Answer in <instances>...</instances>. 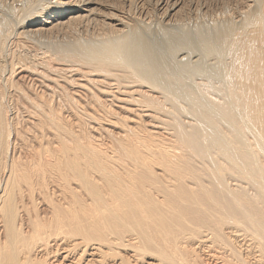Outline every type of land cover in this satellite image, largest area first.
Masks as SVG:
<instances>
[{"label": "bare ground", "instance_id": "obj_1", "mask_svg": "<svg viewBox=\"0 0 264 264\" xmlns=\"http://www.w3.org/2000/svg\"><path fill=\"white\" fill-rule=\"evenodd\" d=\"M0 264H264V0H0Z\"/></svg>", "mask_w": 264, "mask_h": 264}, {"label": "rangeland", "instance_id": "obj_2", "mask_svg": "<svg viewBox=\"0 0 264 264\" xmlns=\"http://www.w3.org/2000/svg\"><path fill=\"white\" fill-rule=\"evenodd\" d=\"M209 21H210V20H209ZM209 21H208V23H209ZM227 56H229V55H227ZM229 57L231 58V56H229ZM229 57H228V58L225 57V58H227V59H226L227 62L230 60ZM228 59H229V60H228ZM218 72H219V71H218ZM220 73H221V72H220ZM194 76H195V75H194ZM194 76H192V78H193ZM211 76H213V75H211ZM221 76H223V75H221ZM221 76H219V75H216V76H215V75H214V76H213V79H216V78L219 79V83L221 82L220 84H222V80L220 81V79H222ZM203 77H204V76H203ZM192 78H191V79H192ZM195 78H196V80H195ZM195 78H194V80L192 79L193 82H194V81H195V82L197 81L196 83H201V84H202V82L204 81L202 77H201V79H202V81H201L199 75H198V78H199V79H197V75L195 76ZM205 78H206V80L204 81L203 84H204V86H206V87H204V86L202 85V87L199 86V87H200L199 90H198V89H195V92L200 91L201 94H203L202 91H201V89H204L203 92H204L205 95L202 96L201 94L199 95V93H197V94L199 95V97H198L197 94H195V93H193V94H194L195 96H197V97L191 95L193 98H194V97L197 98V100H198V99H199V100L202 99V100H201L202 102L200 101L201 104L198 103L200 106L203 105V104H202L203 102H208L207 98H205L204 96L207 97V95H208V97H209L210 99H211V98L213 99V96H215V94H217L218 96L222 95V94H220V93H223V92H220V90L222 91V86L225 85L224 83H223V85H219V83L217 82L218 80H213V81H216V82H215L216 84H218L219 86H221V87H219L218 85H215V83H213L215 86H217V89L214 88V92H213V88H212L213 84H211V83H210L211 85L208 84V83H209L208 81L211 82L212 79H211V80H210V79L207 80L208 78H207V77H205ZM205 78H204V79H205ZM198 81H199V82H198ZM213 81H212V82H213ZM189 82H191V80L188 81V83H189ZM205 82H206V83H205ZM190 84H192V82H191ZM205 84H206V85H205ZM208 85H209V86H208ZM207 86L210 87V88H212V92H213V93L211 94V97H210V94H209V93L207 94V92H211V89L209 90V88H208ZM203 87H204V88H203ZM223 87H224V86H223ZM207 88H208V90H207V92H206L205 90H206ZM219 88H221V89H219ZM218 89H219V91H216V90H218ZM78 90H79V91L77 92V93H78V94H77L78 96H75V97H77V98H79V96H82V95L80 94V90H81V89H78ZM193 90H194V89H193ZM215 91H216V92H215ZM82 92H84V90H82ZM218 92H219V93H218ZM79 94H80V95H79ZM213 94H214V95H213ZM74 95H75V94H74ZM191 96H189V97L186 96L187 100H188ZM200 96H202V98H200ZM222 96H223V95H222ZM222 96H220V97H218V98H217V96H215V97H214V101H215V99H216V100H220L219 98H221ZM192 97H191V98H192ZM80 98H81V97H80ZM181 98H182V97H181ZM186 98H185V95H184V99H186ZM193 98H192V99H193ZM203 98H204V99H203ZM209 98H208V99H209ZM205 99H206V100H205ZM221 99H222V98H221ZM180 100H181V99L179 98V102H181V104L185 101V100H183V101H180ZM187 100H186V101H187ZM197 100H195V101L197 102ZM191 101H192V100H191ZM193 101H194V99H193ZM195 101H194L193 103H195ZM222 101H223V99L220 100V102H222ZM217 102H218V101H217ZM191 103H192V102H191ZM191 103H190V99H189V102L187 101V103H186V102L183 103L182 106L184 107V106H185L184 104H186V106H187V104H188V105H190V107L195 105V104L192 105ZM196 105H197V103H196ZM199 105H197V106H198V109H197L196 107H191V109H192V108H196V109L199 111L200 108H202V107H200ZM206 105H207V103H206ZM206 105L204 104L203 107L206 106ZM118 106L120 107V104H119V103H118ZM188 108H189V107H186V110H189V109H190V108H189V109H188ZM114 109H116L117 112H120V111H121V110L117 109V103H116ZM118 110H119V111H118ZM192 110H193V109H192ZM189 111H190V110H189ZM120 113L123 114L122 111H121Z\"/></svg>", "mask_w": 264, "mask_h": 264}]
</instances>
